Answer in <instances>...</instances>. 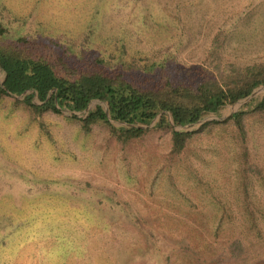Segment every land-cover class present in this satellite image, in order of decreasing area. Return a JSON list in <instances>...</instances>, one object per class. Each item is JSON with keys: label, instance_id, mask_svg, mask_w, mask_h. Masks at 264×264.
Wrapping results in <instances>:
<instances>
[{"label": "rangeland", "instance_id": "1", "mask_svg": "<svg viewBox=\"0 0 264 264\" xmlns=\"http://www.w3.org/2000/svg\"><path fill=\"white\" fill-rule=\"evenodd\" d=\"M0 30L98 56L139 85L264 63V0H0ZM255 90L203 122L170 118L192 132L181 152L171 127L128 141L102 121L86 129L104 101L36 115L3 96L0 264H264V113L245 116V134L229 120Z\"/></svg>", "mask_w": 264, "mask_h": 264}, {"label": "trees", "instance_id": "2", "mask_svg": "<svg viewBox=\"0 0 264 264\" xmlns=\"http://www.w3.org/2000/svg\"><path fill=\"white\" fill-rule=\"evenodd\" d=\"M0 74V99L22 95L20 100L36 115L63 109L84 112L93 100L104 101L108 112L97 104L81 118L86 129L102 121L118 139L128 141L152 128L171 127L174 152L185 148L192 132L174 129L170 118L179 126L197 123L264 85V63L246 66L225 79L214 76L192 82L166 78L139 85L120 70L112 71L98 56L88 59L52 38L29 36L12 42L0 39ZM249 106L250 110H238L229 117L243 134L245 116L264 113V96L252 99ZM112 120L121 123L115 125Z\"/></svg>", "mask_w": 264, "mask_h": 264}, {"label": "water", "instance_id": "3", "mask_svg": "<svg viewBox=\"0 0 264 264\" xmlns=\"http://www.w3.org/2000/svg\"><path fill=\"white\" fill-rule=\"evenodd\" d=\"M255 93H256V90H254L248 97H246V100H249L251 97H253L255 95ZM18 96H22V95H18ZM105 109L108 112V107L105 108ZM88 110H89V105H88V107L86 108L85 111H88ZM203 121H205V119L204 120H199V122H203ZM119 123H121V122H119Z\"/></svg>", "mask_w": 264, "mask_h": 264}]
</instances>
